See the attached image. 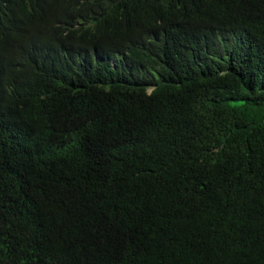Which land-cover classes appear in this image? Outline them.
<instances>
[{"label": "trees", "instance_id": "trees-1", "mask_svg": "<svg viewBox=\"0 0 264 264\" xmlns=\"http://www.w3.org/2000/svg\"><path fill=\"white\" fill-rule=\"evenodd\" d=\"M0 264H264V0H0Z\"/></svg>", "mask_w": 264, "mask_h": 264}, {"label": "clouds", "instance_id": "clouds-1", "mask_svg": "<svg viewBox=\"0 0 264 264\" xmlns=\"http://www.w3.org/2000/svg\"><path fill=\"white\" fill-rule=\"evenodd\" d=\"M38 6H39V5H38V3H37L36 7H38ZM36 7H35V8H36ZM35 8H34V9H35ZM37 15H38V12L36 13V16H37ZM18 35H19V34H18ZM152 88H153V87H148L149 91H151Z\"/></svg>", "mask_w": 264, "mask_h": 264}]
</instances>
